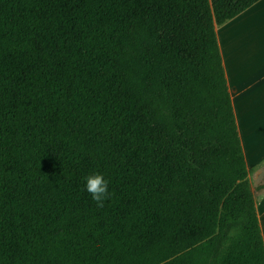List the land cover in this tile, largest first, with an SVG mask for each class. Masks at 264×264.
<instances>
[{"label":"trees","instance_id":"1","mask_svg":"<svg viewBox=\"0 0 264 264\" xmlns=\"http://www.w3.org/2000/svg\"><path fill=\"white\" fill-rule=\"evenodd\" d=\"M258 1L0 0V264H264L215 35Z\"/></svg>","mask_w":264,"mask_h":264},{"label":"crops","instance_id":"2","mask_svg":"<svg viewBox=\"0 0 264 264\" xmlns=\"http://www.w3.org/2000/svg\"><path fill=\"white\" fill-rule=\"evenodd\" d=\"M264 245V0L215 28Z\"/></svg>","mask_w":264,"mask_h":264},{"label":"clouds","instance_id":"3","mask_svg":"<svg viewBox=\"0 0 264 264\" xmlns=\"http://www.w3.org/2000/svg\"><path fill=\"white\" fill-rule=\"evenodd\" d=\"M84 190L96 202L98 207H103L104 202L110 195L108 180L103 173L93 171L91 174L83 177Z\"/></svg>","mask_w":264,"mask_h":264},{"label":"rangeland","instance_id":"4","mask_svg":"<svg viewBox=\"0 0 264 264\" xmlns=\"http://www.w3.org/2000/svg\"><path fill=\"white\" fill-rule=\"evenodd\" d=\"M260 178H261V180H258L259 177H257V176H255V177H251L252 183L255 182V181H263V180H264V177H263V178L260 177ZM263 185H264V181H263Z\"/></svg>","mask_w":264,"mask_h":264}]
</instances>
